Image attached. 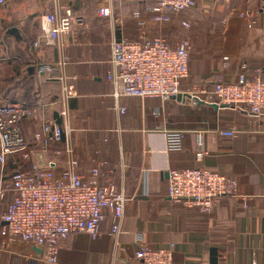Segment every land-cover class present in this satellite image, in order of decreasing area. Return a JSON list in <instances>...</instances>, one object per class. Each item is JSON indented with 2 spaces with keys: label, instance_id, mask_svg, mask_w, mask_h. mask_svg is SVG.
Wrapping results in <instances>:
<instances>
[{
  "label": "crops",
  "instance_id": "crops-1",
  "mask_svg": "<svg viewBox=\"0 0 264 264\" xmlns=\"http://www.w3.org/2000/svg\"><path fill=\"white\" fill-rule=\"evenodd\" d=\"M150 0H9L0 6V33L7 53L0 64V95L3 99L21 98L30 113L23 120V133L33 137L41 122L58 118L72 133L61 145L41 150L39 156L24 163L21 155L7 156L0 162V229L2 215L13 199L9 189L17 170H31L35 162L62 172L69 155L83 161L81 173L88 176L101 161L108 173L130 200L118 239L110 235L111 222L99 225L92 239L77 233L62 242L60 264H136L137 236L154 247L176 244V264L264 263V116L254 121L246 110L211 104H190L187 100L121 97V112L111 96L107 76L111 42L115 38L134 40L138 36L134 9ZM109 2L117 27L97 9ZM68 7L83 13L88 26L61 37L56 46L35 47L41 16L62 14ZM254 7L257 26L249 30L235 12ZM180 19L152 25V36H161L172 45L184 36L192 42L189 77L183 88L192 84L212 85L220 78L233 81L243 64L250 74L259 69L264 76V10L256 0H197V7L182 13ZM18 28L19 36L9 32ZM224 57H228L227 65ZM65 60L53 76L40 72L42 64ZM11 61V62H9ZM66 87L72 93L66 94ZM209 87V86H208ZM12 101V100H10ZM64 112V115L60 113ZM235 127V137L214 135L217 129ZM185 130L201 133L204 148L198 149L193 134L187 136L180 151L166 149V132ZM213 137H216L213 139ZM200 167L221 172L238 182V196L225 197L208 214L173 203L166 195L170 169ZM245 203H244V200ZM39 247L25 242L5 243L0 237V264H46Z\"/></svg>",
  "mask_w": 264,
  "mask_h": 264
},
{
  "label": "built area",
  "instance_id": "built-area-1",
  "mask_svg": "<svg viewBox=\"0 0 264 264\" xmlns=\"http://www.w3.org/2000/svg\"><path fill=\"white\" fill-rule=\"evenodd\" d=\"M8 1L0 0V6ZM256 1L264 10V0ZM196 6L197 0H150L132 11L137 38H115L111 42L112 70L107 78L112 86L111 96L115 107L121 112L125 111V107L119 104L121 97L159 98L166 102L181 94L188 95L184 102L188 100L193 105L200 102L216 103L246 110L257 122L264 116V76L259 69L250 74L248 66L243 64L233 81L220 78L211 87L192 84L190 88L184 89L183 81L190 75V38L184 36L172 45L161 36L151 35L152 25H164L174 19H180L181 26L189 29L190 23L181 15ZM97 13L100 17L111 19L117 27L123 22L121 16H115L109 2L100 5ZM257 14L254 7L235 12V16L244 21L249 30L256 28ZM87 26L86 16L72 7L66 8L60 15L43 13L35 47L56 46L64 35L79 32ZM224 60L227 65L228 57H224ZM65 64V60L44 63L40 72L51 77ZM65 89L67 95L72 93V87ZM29 113L23 102L6 100L0 95L1 163L9 155L15 158L21 155L24 163L35 156H39L40 160L42 149H37L36 145L49 149L61 145L72 133V129L62 126L58 118H51L42 121L32 139L28 138L23 133V120ZM238 132L232 127L217 129L214 135L235 137ZM190 134L195 136L198 149H203V135L185 130L167 131L166 149L182 150ZM65 152L69 157L62 172H56L49 163L42 165L38 161L31 170L13 173L8 185L13 192V199L1 217L5 222L0 229L3 242H25L39 247L43 251L41 260L46 264H60L62 242L72 235L85 233L92 239L97 238L99 225L106 219L111 222V237L118 239L126 204L130 200L124 189L118 188L110 175L101 171L104 161L95 164L85 177L81 173L83 161L75 157L70 147H66ZM4 195V189H1V200ZM166 195L173 203L208 214L223 198L238 196V182L207 168L170 169ZM243 200L245 203L246 199ZM136 241V264H176L175 243L154 247L140 235ZM249 264L264 263L252 261Z\"/></svg>",
  "mask_w": 264,
  "mask_h": 264
},
{
  "label": "rangeland",
  "instance_id": "rangeland-1",
  "mask_svg": "<svg viewBox=\"0 0 264 264\" xmlns=\"http://www.w3.org/2000/svg\"><path fill=\"white\" fill-rule=\"evenodd\" d=\"M2 32L0 33V64L5 65V62L7 58H9V54L7 53V50L5 49V45L3 43V37ZM3 71H0V76Z\"/></svg>",
  "mask_w": 264,
  "mask_h": 264
},
{
  "label": "water",
  "instance_id": "water-1",
  "mask_svg": "<svg viewBox=\"0 0 264 264\" xmlns=\"http://www.w3.org/2000/svg\"><path fill=\"white\" fill-rule=\"evenodd\" d=\"M10 33L16 35L17 37L19 36V33H18V28H11L9 30ZM20 37V36H19ZM186 97H188V95H177L175 97H172V99L174 100H177V101H185ZM216 110H218L220 107H223V106H227V105H218L216 103H213L211 104Z\"/></svg>",
  "mask_w": 264,
  "mask_h": 264
},
{
  "label": "trees",
  "instance_id": "trees-1",
  "mask_svg": "<svg viewBox=\"0 0 264 264\" xmlns=\"http://www.w3.org/2000/svg\"><path fill=\"white\" fill-rule=\"evenodd\" d=\"M197 7V6H196ZM195 7V8H196ZM194 9V8H193ZM192 10V9H191ZM9 62H11V61H9ZM6 63V62H5ZM217 82V81H216ZM216 82H214L212 85H207V84H203V83H201V84H199V85H205V86H209V87H211V86H213ZM8 100H12V101H24L25 102V104L29 107V102L28 101H26V100H24V99H19V98H14V99H11V98H8Z\"/></svg>",
  "mask_w": 264,
  "mask_h": 264
}]
</instances>
